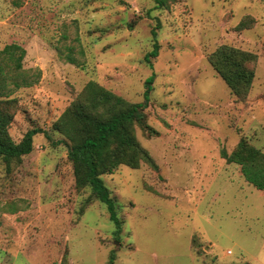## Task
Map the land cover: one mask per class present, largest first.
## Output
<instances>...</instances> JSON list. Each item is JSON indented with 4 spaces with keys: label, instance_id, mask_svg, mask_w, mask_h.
I'll return each instance as SVG.
<instances>
[{
    "label": "rangeland",
    "instance_id": "374dc122",
    "mask_svg": "<svg viewBox=\"0 0 264 264\" xmlns=\"http://www.w3.org/2000/svg\"><path fill=\"white\" fill-rule=\"evenodd\" d=\"M11 43L26 49L34 83L10 85L9 132L50 138L36 134L21 162L0 161V264H264V191L221 155L242 139L264 153V0H0V50ZM222 46L252 55L245 97L211 62ZM153 74L154 131L135 134L157 167L101 176L116 234L106 204L76 188L54 124L89 81L142 102Z\"/></svg>",
    "mask_w": 264,
    "mask_h": 264
},
{
    "label": "trees",
    "instance_id": "16d2710c",
    "mask_svg": "<svg viewBox=\"0 0 264 264\" xmlns=\"http://www.w3.org/2000/svg\"><path fill=\"white\" fill-rule=\"evenodd\" d=\"M155 1L159 7L169 8L178 0ZM237 27L243 29L246 26L241 22ZM152 34L154 47L146 55L151 67V58L157 57L160 50L156 29L152 30ZM0 55V161L10 166L13 161L21 162L24 156L33 151L36 134L44 133L48 138L50 134L34 127L25 133L21 141L16 142L12 138L9 128L14 117L15 98L11 97L14 88L32 86L34 80L23 69L26 49L21 45L7 44L0 50ZM252 60L250 53L230 46H222L211 55L213 66L238 97H245L251 87L254 71L249 63ZM69 61L76 63L71 57ZM153 79L154 74L147 81L142 102H129L91 80L54 124V130L66 138L76 188H90L91 195L106 204L110 220L116 226V234L121 232L116 200L101 176L114 173L121 165L139 168L142 162H146L157 167L135 134L136 125L145 131H154L147 122L145 112ZM11 84L14 88H11ZM221 155L228 162L239 164L246 181L264 191V153L261 150L242 139L231 153L223 149Z\"/></svg>",
    "mask_w": 264,
    "mask_h": 264
}]
</instances>
